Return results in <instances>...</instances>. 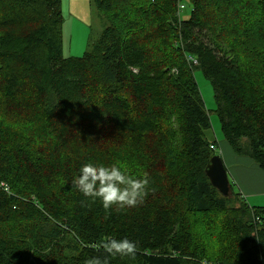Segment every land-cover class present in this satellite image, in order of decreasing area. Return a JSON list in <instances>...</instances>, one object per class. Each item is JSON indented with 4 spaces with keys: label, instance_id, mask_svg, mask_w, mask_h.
Instances as JSON below:
<instances>
[{
    "label": "trees",
    "instance_id": "16d2710c",
    "mask_svg": "<svg viewBox=\"0 0 264 264\" xmlns=\"http://www.w3.org/2000/svg\"><path fill=\"white\" fill-rule=\"evenodd\" d=\"M93 2L106 27L66 58L63 0H0V264H264V207L207 175L218 143L195 78L214 86L224 140L264 171V0ZM31 109L48 136L8 120ZM96 128L149 178L137 207L73 186L90 159L75 145ZM106 238L133 240L135 256L108 255Z\"/></svg>",
    "mask_w": 264,
    "mask_h": 264
},
{
    "label": "rangeland",
    "instance_id": "374dc122",
    "mask_svg": "<svg viewBox=\"0 0 264 264\" xmlns=\"http://www.w3.org/2000/svg\"><path fill=\"white\" fill-rule=\"evenodd\" d=\"M63 0V15H64V57H81L88 50L90 39H97L103 32L106 23L104 17L96 11L93 0ZM191 8L187 7L183 12L184 17H189ZM141 13L143 11L141 10ZM227 17V15H225ZM140 16L136 19L139 22ZM226 53L234 54L238 57L244 55L242 46L235 39L223 38L219 45ZM245 56V55H244ZM195 78L200 87L206 110L211 118L213 131L209 135V138L217 141L216 131L222 133L221 120L217 113V101L215 98L214 86L206 79L201 70L195 71ZM15 115H11L8 120L13 124H20L26 130H30L36 133V135L48 136L53 129V125L47 124L46 120L39 114L37 109H31L21 117V122L18 119H14ZM224 138V137H223ZM224 140V139H223ZM219 141V140H218ZM225 141V140H224ZM119 142L111 135V131L101 128H96L92 131H87L83 137V144L76 146L75 150L80 149L85 155L90 156L88 163L103 164L110 166L114 163H121L126 166L127 171L131 174V169L128 168L131 161H114L113 153L116 150L117 143ZM159 141H154V147L158 146ZM163 146L166 148L165 142ZM158 148V147H157ZM214 148V147H211ZM166 150H161V157L156 155L153 160L158 165L163 163V153ZM222 155L221 149L218 151ZM237 167H242V164H235ZM228 166V165H227ZM233 166V165H231ZM259 167V166H258ZM248 170H251L249 166H246ZM260 169V167H259ZM228 170V168H227ZM141 173L140 170L136 172L137 175ZM136 175V177H137ZM238 190V189H237ZM239 191V190H238ZM264 199V192L258 193V196L245 197L247 202L253 203L254 199ZM259 207V206H257Z\"/></svg>",
    "mask_w": 264,
    "mask_h": 264
},
{
    "label": "clouds",
    "instance_id": "9594fccd",
    "mask_svg": "<svg viewBox=\"0 0 264 264\" xmlns=\"http://www.w3.org/2000/svg\"><path fill=\"white\" fill-rule=\"evenodd\" d=\"M73 186L86 198L98 199L105 209L112 206L137 207L147 196L149 178H135L125 165L117 162L110 166L103 164L85 163L74 177ZM104 251L110 256L134 257L137 244L130 239L106 238L102 241ZM88 264H99L98 260Z\"/></svg>",
    "mask_w": 264,
    "mask_h": 264
},
{
    "label": "crops",
    "instance_id": "0c3cea01",
    "mask_svg": "<svg viewBox=\"0 0 264 264\" xmlns=\"http://www.w3.org/2000/svg\"><path fill=\"white\" fill-rule=\"evenodd\" d=\"M216 139L219 140H217L216 148L218 151L221 149L222 155L219 154V156L222 157L228 168L230 181L236 185V189L239 190L244 198L258 196V193L264 192V171L259 169L251 158L236 155L227 142L223 140L222 133L216 131ZM237 163L242 164V167H237L235 165ZM246 166H249L251 170H248ZM252 202L248 203L251 206L264 207V199L262 198L254 199Z\"/></svg>",
    "mask_w": 264,
    "mask_h": 264
},
{
    "label": "water",
    "instance_id": "95a60500",
    "mask_svg": "<svg viewBox=\"0 0 264 264\" xmlns=\"http://www.w3.org/2000/svg\"><path fill=\"white\" fill-rule=\"evenodd\" d=\"M207 175L212 185L219 190V192L229 197L232 194L230 187V178L227 167L221 156L217 155L213 157L208 169Z\"/></svg>",
    "mask_w": 264,
    "mask_h": 264
}]
</instances>
